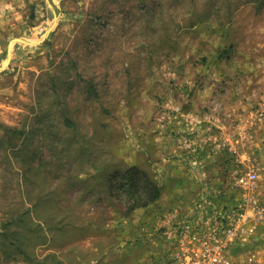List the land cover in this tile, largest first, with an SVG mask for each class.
Wrapping results in <instances>:
<instances>
[{"label": "rangeland", "instance_id": "374dc122", "mask_svg": "<svg viewBox=\"0 0 264 264\" xmlns=\"http://www.w3.org/2000/svg\"><path fill=\"white\" fill-rule=\"evenodd\" d=\"M6 2L12 39L35 45L15 42L0 75V264H156L166 241L148 211L162 208L129 211L120 176L136 167L181 191L193 152L180 140L212 145L227 102L198 97H238L234 126L264 103V0ZM161 160L170 172L155 178ZM263 225L237 259L264 264Z\"/></svg>", "mask_w": 264, "mask_h": 264}, {"label": "crops", "instance_id": "0c3cea01", "mask_svg": "<svg viewBox=\"0 0 264 264\" xmlns=\"http://www.w3.org/2000/svg\"><path fill=\"white\" fill-rule=\"evenodd\" d=\"M6 5L7 2L5 3V7H0L3 8L0 9V69L6 64L7 58H5V54H7V57H12L14 47V39H12L7 24L9 20L6 18L11 11L8 14L5 13L4 9L7 8ZM0 6H2L1 3ZM6 47L7 52L5 51ZM7 70L8 66L4 71ZM3 72H0V75ZM212 100L227 101L226 104H223L217 111L220 119L217 118L213 125L216 128L215 134H220L230 139L231 143L234 144V139L237 134L234 125L240 116L238 109H242L241 105L238 104L240 102L239 98L198 97L197 102L199 108H209L211 103H213L211 102ZM209 111H211V109H209ZM261 130L262 148L260 149L255 144L254 140L235 146V148L232 149L234 151L218 149L211 144L205 143V136L200 137L199 144L191 151L193 153L188 157L185 163L188 172L185 174L183 184L180 185L181 191H166L164 193L160 191L159 199L152 204L161 206L162 211L160 210L161 212L159 213L158 208L157 210L149 209L148 211L156 216L153 235L160 237V240H164L163 236L171 231L172 226L167 222L169 214H173L174 219L172 220V224L175 225L194 219L205 220L215 212L219 213L225 209L244 205L243 198H240V191L234 185L233 169L237 166L242 169L249 168L253 163V154L259 150L258 154L260 155L263 165L262 169L264 170V126L261 127ZM157 146L158 149L164 148L161 144H157ZM238 162H241V164L238 165ZM162 169L166 171V174H164L166 177L170 172L168 160H161L160 162L154 163L152 171L155 174V178L162 177V175H160L163 172ZM157 174H159V176H157ZM158 181H160V179ZM257 189L258 187H256L255 192H257ZM257 197L258 199H263L264 195L259 191ZM199 206H201V209L198 208ZM148 207L150 206L137 208L135 210H147ZM200 210L201 212L199 213ZM144 222L141 220L140 225H144ZM254 240H256V237Z\"/></svg>", "mask_w": 264, "mask_h": 264}, {"label": "built area", "instance_id": "2783aa9c", "mask_svg": "<svg viewBox=\"0 0 264 264\" xmlns=\"http://www.w3.org/2000/svg\"><path fill=\"white\" fill-rule=\"evenodd\" d=\"M186 121L188 125L201 127L204 123L209 124L212 117L190 115ZM263 125L264 103L250 110L246 120L234 126L237 130L234 144L220 134H212L211 127L207 126L206 132L210 134L208 140L214 147L232 150L237 145L254 140L255 131ZM180 144L186 150H194L187 137L182 138ZM233 179L244 205L215 212L205 220L194 219L175 225L172 224L173 214H169L167 222L172 229L163 236L166 249L156 264H263L252 254L237 259L240 253L251 248L257 226L264 223V198L255 197L257 174L253 165L247 169L235 167ZM198 208L201 209V206Z\"/></svg>", "mask_w": 264, "mask_h": 264}, {"label": "trees", "instance_id": "16d2710c", "mask_svg": "<svg viewBox=\"0 0 264 264\" xmlns=\"http://www.w3.org/2000/svg\"><path fill=\"white\" fill-rule=\"evenodd\" d=\"M67 124H69L67 122ZM69 126H71L69 124ZM120 187H126L125 199L129 211L137 208L147 207L156 202L160 196L159 186L151 176L140 171L136 167L127 169L120 176Z\"/></svg>", "mask_w": 264, "mask_h": 264}, {"label": "water", "instance_id": "95a60500", "mask_svg": "<svg viewBox=\"0 0 264 264\" xmlns=\"http://www.w3.org/2000/svg\"><path fill=\"white\" fill-rule=\"evenodd\" d=\"M15 42H20V43H23V44H31V45H35L33 42H27L26 40H23V39H17V40H14V43H15ZM10 60H11V57L8 56V57H7V60H6V64H5V66H4L3 68L0 69V72L4 71V70L7 68V66H8L9 63H10Z\"/></svg>", "mask_w": 264, "mask_h": 264}]
</instances>
